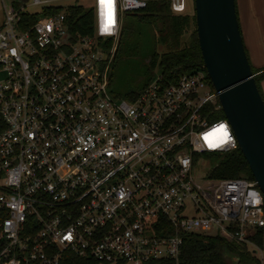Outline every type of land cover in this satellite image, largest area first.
<instances>
[{
	"label": "built area",
	"instance_id": "built-area-1",
	"mask_svg": "<svg viewBox=\"0 0 264 264\" xmlns=\"http://www.w3.org/2000/svg\"><path fill=\"white\" fill-rule=\"evenodd\" d=\"M87 1L73 4L91 8V33L72 29L68 5L47 13V0L31 1L41 12L0 0V264H62L65 251L97 264L177 259L179 232L211 228L255 247L256 180L193 171L205 153L238 146L229 120L210 118L218 95L205 69L166 84L154 69L142 87L113 94L116 44L106 39L146 0ZM168 1L175 12L188 5ZM161 219L174 233H157Z\"/></svg>",
	"mask_w": 264,
	"mask_h": 264
},
{
	"label": "trees",
	"instance_id": "trees-1",
	"mask_svg": "<svg viewBox=\"0 0 264 264\" xmlns=\"http://www.w3.org/2000/svg\"><path fill=\"white\" fill-rule=\"evenodd\" d=\"M12 1L16 4L19 3L17 0ZM61 9H63V6L52 5L45 7L43 11L47 13H54ZM66 10L68 11V18L73 21V30H79L80 32L85 33L92 32L91 8L86 9L81 4H73L66 6ZM126 14L129 15L130 18L127 20L123 18V22L120 23L118 34L116 36H110L106 39L107 46H111L113 43L116 44L114 60L123 42L125 43L136 34L146 31L144 29L145 23L156 27V35L154 39L150 36V41L153 46L147 52L149 54L148 67L152 71V74L146 76L141 85L125 91L124 95H126L130 90L138 89L145 85L152 78L154 69H158L161 72L162 83L165 84L176 81L179 75L184 71H189L197 67L205 69L196 35L193 4L191 5V8H188L187 5V8L184 11L175 12L172 10L168 0H146L144 6L126 11ZM31 18L34 19L35 14L31 15ZM135 22L143 24L137 31ZM184 35L186 36L183 37ZM156 43H161L165 49L157 51L155 49ZM245 48L250 59L246 44ZM250 62L256 82L264 97V90L262 87V80L264 79V65L255 66L251 59ZM206 76L211 89L215 90L207 73ZM217 105H219V107L216 108L215 104L207 102L206 108L212 109L210 118L215 119L225 117V113L220 106L219 99ZM3 126L4 122L0 115V129L3 128ZM205 154L212 155L216 158L215 163H213L208 170V174L210 176H243L249 179H254L249 163L239 146L227 152L212 151ZM155 227L157 229V233H159V230L161 229L162 232L169 234L174 233V227L165 219H161ZM179 234L182 240L177 259L165 256L152 257L144 260L142 264H263L264 226L258 227L250 236V239L255 244V247H250L249 242H238L233 238H227L219 234L210 235L199 232L195 233L183 231L179 232ZM254 248L259 250L261 249L263 251V258L256 255L257 252L253 251ZM62 264L97 263L90 257L79 256L73 251H65ZM116 264H124V261L121 260Z\"/></svg>",
	"mask_w": 264,
	"mask_h": 264
},
{
	"label": "water",
	"instance_id": "water-1",
	"mask_svg": "<svg viewBox=\"0 0 264 264\" xmlns=\"http://www.w3.org/2000/svg\"><path fill=\"white\" fill-rule=\"evenodd\" d=\"M193 5L203 66L264 193V97L245 48L236 0H193Z\"/></svg>",
	"mask_w": 264,
	"mask_h": 264
},
{
	"label": "rangeland",
	"instance_id": "rangeland-1",
	"mask_svg": "<svg viewBox=\"0 0 264 264\" xmlns=\"http://www.w3.org/2000/svg\"><path fill=\"white\" fill-rule=\"evenodd\" d=\"M8 1V0H5ZM25 4L24 9L29 11H39L41 4H33L31 1ZM188 3V8H191L193 0H186ZM237 7L239 12V17L244 18L245 11L247 10V5H245L244 0H236ZM87 2V0H47L49 4L66 6L73 3ZM192 3V4H191ZM2 6L0 2V19L2 18ZM129 19L130 16L126 12H122L121 23ZM244 20V19H243ZM241 21V20H240ZM241 23V22H240ZM136 31L142 27V23L135 22ZM145 32L136 34L133 38L129 39L125 43L123 42L120 50L117 52L114 62L111 64L110 68V78H109V89L113 94L124 95L125 91L130 88L137 87L141 85L146 78L152 74V71L149 69L148 58L149 54L147 53L149 49L152 48L153 44L150 41V36L154 39L156 35V27H153L151 24H144ZM242 29V27H241ZM243 33V30H242ZM184 35L183 37H185ZM244 36V35H243ZM247 47V45H246ZM248 48V47H247ZM155 49L157 51H162L165 47L161 43H156ZM249 55L251 57L250 49H248ZM252 61V58H251ZM253 63V62H252ZM255 65V64H254ZM257 66V65H255ZM157 70L154 71V73ZM153 73V74H154ZM263 81V80H262ZM264 88V85L262 86ZM215 157L212 155H203L199 157L194 166L193 171L197 175L198 179L203 181L208 175V170L211 165L215 163ZM206 234L215 235L217 230L211 228L204 231ZM250 247H253L252 244H249ZM257 256H261V250L257 249Z\"/></svg>",
	"mask_w": 264,
	"mask_h": 264
},
{
	"label": "crops",
	"instance_id": "crops-1",
	"mask_svg": "<svg viewBox=\"0 0 264 264\" xmlns=\"http://www.w3.org/2000/svg\"><path fill=\"white\" fill-rule=\"evenodd\" d=\"M244 1L245 5H247V10L243 16L244 18H240L244 42L250 49V59L252 58L253 64L262 66L264 65V0ZM87 3L88 1L84 2V4ZM263 85L264 79L262 81Z\"/></svg>",
	"mask_w": 264,
	"mask_h": 264
},
{
	"label": "snow or ice",
	"instance_id": "snow-or-ice-1",
	"mask_svg": "<svg viewBox=\"0 0 264 264\" xmlns=\"http://www.w3.org/2000/svg\"><path fill=\"white\" fill-rule=\"evenodd\" d=\"M104 2V0H102V3ZM108 8H109V13H108V22H107V24H105V29L104 30H109V27H110V25L112 24V22H113V20H112V14H111V4L110 3H108ZM220 131H223V129H221ZM227 134L225 133V136H226ZM221 142H223V141H221ZM212 146H215V145H212Z\"/></svg>",
	"mask_w": 264,
	"mask_h": 264
},
{
	"label": "clouds",
	"instance_id": "clouds-1",
	"mask_svg": "<svg viewBox=\"0 0 264 264\" xmlns=\"http://www.w3.org/2000/svg\"><path fill=\"white\" fill-rule=\"evenodd\" d=\"M106 32L108 31V30H105Z\"/></svg>",
	"mask_w": 264,
	"mask_h": 264
}]
</instances>
